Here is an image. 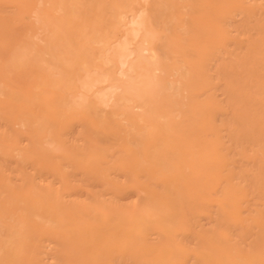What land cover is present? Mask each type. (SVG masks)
I'll use <instances>...</instances> for the list:
<instances>
[{
    "label": "rangeland",
    "instance_id": "374dc122",
    "mask_svg": "<svg viewBox=\"0 0 264 264\" xmlns=\"http://www.w3.org/2000/svg\"><path fill=\"white\" fill-rule=\"evenodd\" d=\"M164 1L0 0V264H264V0Z\"/></svg>",
    "mask_w": 264,
    "mask_h": 264
},
{
    "label": "bare ground",
    "instance_id": "6f19581e",
    "mask_svg": "<svg viewBox=\"0 0 264 264\" xmlns=\"http://www.w3.org/2000/svg\"><path fill=\"white\" fill-rule=\"evenodd\" d=\"M116 3V1L114 2V4ZM164 3L166 4L167 3V5H168V1H164ZM169 4H172V3H169ZM125 5H126V2H125ZM163 11V10H162ZM161 14V13H160ZM68 15V14H67ZM154 15V14H153ZM158 19V18H157ZM56 20H57V18H56ZM219 20V19H218ZM49 21V20H48ZM143 21V20H142ZM50 22V21H49ZM141 23H143V22H141ZM140 24V23H139ZM70 25V24H69ZM72 25V24H71ZM65 26V25H64ZM75 26V25H74ZM63 27V26H62ZM71 27V26H70ZM106 28V27H105ZM139 29V26L137 27H135V29L134 30H132L133 31V34L135 33L136 34V32L138 31V30H136V29ZM61 29V28H60ZM76 29H77V27H76ZM96 29V28H95ZM99 29V28H98ZM97 29V30H98ZM142 29V27H140V30ZM62 31L64 30L65 32H67V33H70V28L69 27H66L65 26V28L63 27V29H61ZM79 30V29H78ZM136 30V31H135ZM96 31V30H95ZM56 34V33H55ZM54 34V35H55ZM146 34V33H145ZM60 38L61 37H59V36H55L52 40H51V38H50V41H49V43H48V47L50 48V52L52 53V58H53V60H54V62L52 61V59H51V61L53 62V63H55V62H57L58 64H60V65H62L63 63H64V61H63V58L65 59V57L66 56H64L63 54H64V52H63V49L65 48H63V49H61V51L57 48V43H58V41L60 40ZM59 39V40H58ZM80 39V38H79ZM128 40V39H127ZM60 42V41H59ZM35 45V44H34ZM89 45V44H88ZM124 45H125V47H126V44L124 43ZM124 45H121L122 47H118V49L117 48H115V49H117L116 50V53L118 54L117 55V57H119V60H120V62L122 61L121 59H120V57H122V59H124L123 57H128L127 55L128 54H130L129 52H127V49H126V53H125V51H124ZM18 46H19V44H18ZM58 46H59V44H58ZM65 46V45H64ZM45 47V46H44ZM101 47V46H100ZM99 47V48H100ZM23 48V47H22ZM31 49H32V47H31ZM68 49H69V47H68ZM114 49V50H115ZM20 50V53H22L23 54V51H21L22 49L19 47V49L17 50V51H19ZM34 50V49H33ZM36 50H37V48H36ZM65 50V52L67 51V49H64ZM113 50V51H114ZM47 51H49V49L47 50ZM88 52H89V50H87L86 48H84V49H82V48H80V49H76V50H74L73 52H72V55L74 54V56L71 58V57H68L67 58V60H66V62L68 61L69 63H71V65H74L75 66V64L77 65V63L79 62V60L81 59L82 60V58L83 57H85V56H88ZM99 52V51H98ZM20 53H18V54H20ZM33 53H34V51H33ZM49 53V52H48ZM115 53V54H116ZM12 54H15L14 52L12 53ZM21 54V55H22ZM39 54V53H38ZM100 54V53H99ZM16 55V54H15ZM21 55H19L18 57H16L17 58V60H18V62H19V60H21V58L20 59H18L19 57H21ZM120 55V56H119ZM26 56V55H25ZM23 57L24 59L26 58V57ZM64 56V57H63ZM11 57V56H10ZM13 57H15L14 55H13ZM144 56H139V58L137 57H135V59L137 60L136 62H132V63H130V65H129V69L132 71V72H135V73H137V72H139L140 70H141V68L143 67V64H141V63H145V61L144 60H142V58H143ZM140 58H141V60H140ZM70 59H71V61H70ZM147 60H148V58H146ZM145 59V60H146ZM50 60V59H49ZM150 60V59H149ZM15 61V60H14ZM25 61V60H24ZM142 61V62H141ZM151 61V60H150ZM11 62V61H10ZM66 62H65V64H66ZM123 63H124V60L122 61ZM141 62V63H140ZM91 63V62H90ZM147 63V62H146ZM146 63H145V65H146ZM30 64V63H29ZM35 63H33V67L35 66L34 65ZM14 65V64H13ZM124 65V64H123ZM144 65V66H145ZM25 66V65H24ZM26 66H27V64H26ZM15 67H17L16 65H15ZM28 68V67H27ZM44 68V67H43ZM68 68H69V65H67V69L64 67L63 69V72L64 73H67L66 75H68L69 74V70H68ZM95 68V67H94ZM145 68V67H144ZM146 68L148 69V67L146 66ZM128 69V68H127ZM143 69V68H142ZM146 69V70H147ZM186 70H188V69H186ZM227 70V69H226ZM50 71V70H49ZM61 71V70H60ZM92 71H95V70H92ZM190 71V70H189ZM189 71H188V74H189ZM192 71V70H191ZM195 71V70H194ZM230 71V70H229ZM128 72V71H127ZM143 72V71H142ZM147 72V71H146ZM186 72V71H185ZM184 72V73H185ZM144 73V72H143ZM192 73V72H191ZM190 73V74H191ZM194 73V72H193ZM74 74V73H73ZM96 74H97V72H96ZM101 74V73H100ZM129 74H132L131 72H129ZM129 74H127V75H129ZM148 74V73H147ZM75 75V74H74ZM135 75V74H134ZM145 74H143V76H144ZM194 75V74H193ZM69 77H70V75H69ZM110 77V76H109ZM137 77V76H136ZM135 77V78H136ZM184 77H186L187 78V72L185 73V75H184ZM68 78V77H67ZM66 78V79H67ZM194 78H195V76H194ZM130 79V78H129ZM91 80H92V78H91ZM140 80H141V78H140ZM187 80H188V78H187ZM139 81V80H138ZM142 81V80H141ZM185 81V80H184ZM40 82V81H39ZM134 82V81H133ZM188 82V81H187ZM46 83V82H45ZM54 83H55V81H54ZM149 83V82H148ZM147 81L146 80H143V83L142 82H140L139 81V86L141 85V84H143V86H147ZM40 84H41V82H40ZM130 84H132V82H129V87H127V85H126V97H131L132 95H133V92H132V90H134L135 88V86H133V84L132 85H130ZM45 85V84H44ZM125 85V84H124ZM148 87V86H147ZM71 88V87H70ZM140 88H141V86H140ZM192 88V87H191ZM45 89V88H44ZM142 89V88H141ZM183 89V88H182ZM136 91V90H135ZM138 91H139V88H138ZM142 91H144V92H142ZM58 92V91H57ZM159 92L160 91H158L157 89H155V88H147V89H145V90H141V96H143V97H146L148 100H150L151 102L152 101H156V102H158V100H157V97L159 96ZM59 93V92H58ZM194 93V92H193ZM55 94H56V92H55ZM160 96H162L161 94H160ZM168 96V95H167ZM18 97H19V95H18ZM122 97H124V96H122ZM121 97V98H122ZM21 98V97H20ZM84 98V97H83ZM101 98V97H100ZM102 98H104L103 96H102ZM102 98H101V101H102ZM125 98V97H124ZM134 98H135V96H134ZM164 98V97H163ZM168 97H165V99H164V101L167 99ZM174 98V97H173ZM173 98H171V102H173ZM159 99V98H158ZM162 99V98H161ZM160 99V100H161ZM19 100V99H18ZM144 100H146V99H144ZM159 100V101H160ZM179 100V99H178ZM188 100V99H187ZM20 101V100H19ZM18 101V102H19ZM89 101V100H88ZM170 101V100H169ZM179 101H181V100H179ZM190 101V100H189ZM90 102H91V100H90ZM177 103V102H176ZM37 104V103H36ZM94 104V103H93ZM195 104V103H194ZM42 105V104H41ZM68 105V104H67ZM161 105H163V103L161 104ZM160 105V106H161ZM78 106V105H77ZM86 106V105H85ZM170 106V105H169ZM42 108V107H41ZM70 108H71V106H70ZM84 108V107H83ZM82 107H81V109H83ZM87 108H88V106H87ZM86 108V109H87ZM164 108V107H163ZM53 109L54 108H52V111H53ZM86 109H84V110H86ZM48 113V112H47ZM50 114H52V112L50 113ZM34 115V114H33ZM32 116V115H31ZM52 116V115H51ZM243 116V115H242ZM250 116V115H249ZM33 117L34 116H32V119H33ZM39 117V116H38ZM48 117V116H47ZM55 117V116H54ZM58 117V116H57ZM244 117V116H243ZM237 119V118H236ZM235 119V120H236ZM101 120V119H100ZM166 121H167V119H166ZM152 122V121H151ZM153 123H155L154 121H153ZM188 123H189V121H188ZM42 124V123H41ZM137 124L138 125H136L137 127H139L140 125H139V123L137 122ZM50 125V124H49ZM157 124H154V126H156ZM43 126V125H42ZM42 126H41V128H42ZM199 126V125H198ZM45 127V126H44ZM173 125H172V123L171 122H169V120H168V122L167 123H165V121L163 122V125H160L159 126V128L158 129H156L155 131H151V133L150 134H148L149 136H150V138H149V136H147L148 137V140L150 139L151 141L153 140H158L159 138L160 139H162L163 140V142H164V145L163 144H161V145H163V146H165V145H167L168 146V148H170V145H172L171 146V148H173L174 147V143L176 142L177 143V145H178V140H177V138H175V136L173 135V136H171V135H169V136H164V132H163V130L164 131H168V130H173ZM154 128V127H153ZM204 128V127H203ZM240 129V128H239ZM43 130V129H42ZM141 131H142V129H140ZM247 130V129H246ZM250 130V129H249ZM55 131V130H54ZM53 131V133H54V135L53 136H55L56 134H55V132ZM201 131H203V130H201ZM244 131H245V128H244ZM256 131V130H255ZM140 132V131H139ZM162 132H163V136H161L162 135ZM173 134V133H172ZM146 136H144L143 137V135H142V137L140 136L139 138H141L142 140H144L143 138H145V140H147L146 138H147ZM139 143H140V141H139ZM162 143V142H161ZM175 143V144H176ZM185 143H186V140H185ZM187 143H188V140H187ZM193 143H194V141H193ZM141 144V143H140ZM182 144H184V142L183 143H181V145ZM202 146V145H201ZM178 147H180V148H178ZM178 147H176V151H175V149L173 148V153H174V151L175 152H179V154H180V152L181 151H184V150H182L183 148H181V146H178ZM199 147V150H200V152H201V154L202 155H211L210 157H204L205 158V161L206 162H208L209 161V163L210 162H212V159H213V157H212V154H211V152H210V148H209V146H208V148L209 149H206V148H204V146H202V148H204L203 149V151H201V149H200V146H198ZM163 148H165V147H163ZM167 148V149H168ZM170 148V149H171ZM185 148V147H184ZM191 148H193L192 146H191ZM190 148V149H191ZM166 149V148H165ZM164 149V150H165ZM178 149H179V151H178ZM198 149H196V155L198 156V153H197V151H199ZM204 150H207V152L206 151H204ZM208 150H209V152H208ZM158 151V150H157ZM162 148H161V150H160V152H155V158H156V160H157V162H156V164L158 163V160L160 159H162V160H164L165 158H167L168 157V154L166 153V151H162ZM175 154V153H174ZM216 154V153H215ZM143 155V154H142ZM183 155H185V153H183L182 154V156ZM214 155V154H213ZM41 157V156H40ZM151 157H152V155H151ZM165 157V158H164ZM175 157V156H174ZM192 158V157H191ZM216 158H214V160H215ZM152 161H153V159H151ZM172 160H173V158H172ZM170 161L171 163H173V161ZM214 160H213V162H214ZM149 161V160H148ZM145 162V161H144ZM184 162V161H183ZM169 163V162H168ZM192 163V162H191ZM216 163V162H215ZM214 163V164H215ZM188 164V163H187ZM187 164H185L187 167H188V165L190 166V161H189V164L187 165ZM200 164H201V162L198 164L199 166H200ZM182 165V164H181ZM219 165V164H218ZM153 166H155V164H153ZM160 166V165H159ZM163 166V165H162ZM176 166V165H175ZM217 166V165H216ZM170 168V167H169ZM166 169V168H165ZM204 169V168H203ZM150 170V169H149ZM172 170H173V168H172ZM158 171V170H157ZM159 171H161V170H159ZM177 168H175V172H176V174L178 175V173H177ZM190 171V170H189ZM203 171V170H202ZM190 173V172H189ZM199 174L201 173L200 171L198 172ZM194 175V177L196 176V172L193 174ZM192 176V175H191ZM187 177H189V175H188V173H187ZM188 180V179H187ZM177 181V180H176ZM181 182V181H180ZM181 184V183H180ZM202 185H204L203 183H202ZM171 186V185H170ZM176 186V185H175ZM177 187V186H176ZM181 187V186H180ZM200 187V186H199ZM165 188H167L166 186H165ZM201 188V187H200ZM193 189H194V187H193ZM186 190V189H185ZM189 191V190H188ZM188 193V192H187ZM165 195V194H164ZM169 195H170V192H169ZM163 196V195H162ZM168 196V195H167ZM167 196L165 197V198H167ZM172 196H173V194H172ZM36 197V196H35ZM182 197V199H183V197L184 196H181ZM29 198V197H28ZM23 199V198H22ZM21 199V200H22ZM158 199H159V197H158ZM168 199H170L169 197H168ZM172 199V201L173 202H171V204L173 203L174 204V206H175V200H177V202L178 201H180L179 199H174V197L173 198H171ZM170 199V200H171ZM174 199V200H173ZM30 200V199H29ZM33 200H35V198L33 199ZM37 200V199H36ZM183 202H184V199L182 200ZM191 201V200H190ZM28 202V201H27ZM177 202H176V204H177ZM197 203V202H196ZM161 204V203H160ZM185 204H188V202H186ZM32 205H34V204H32ZM158 205H159V202H158ZM162 205V204H161ZM31 206V204L29 205V207ZM173 206V207H174ZM183 206V205H182ZM32 207V206H31ZM36 207V206H35ZM35 207L33 208V210L35 209ZM163 207V206H162ZM162 207H160V209H162ZM154 208H155V206H154ZM165 208H166V206H165ZM177 208V207H176ZM181 208V207H180ZM40 209V208H39ZM39 209H37V210H39ZM168 209V208H167ZM166 209V210H167ZM28 210V209H27ZM41 210V209H40ZM165 210V209H164ZM164 210H160V211H163V213L164 214H160V215H162L161 216V218H159V219H166V214H167V211L165 210V212H164ZM159 211V210H158ZM112 213V212H111ZM53 214V213H52ZM67 214V213H66ZM170 216L171 215H173V214H171L170 212L168 213ZM156 215V214H155ZM169 215H168V219H169ZM178 215V214H177ZM64 216V215H63ZM153 216V215H152ZM165 216V217H164ZM179 216V215H178ZM172 217V216H171ZM57 217H55V219H56ZM65 218V217H64ZM176 218V217H175ZM128 219V218H127ZM126 219V220H127ZM113 220V219H112ZM163 220H161V221H163ZM25 221V220H24ZM153 221V220H152ZM165 221V220H164ZM63 222V221H62ZM176 222V221H175ZM174 222V223H175ZM126 223V222H125ZM125 223H123V225H125ZM154 223V222H153ZM126 224H129L130 225V223H126ZM172 224V223H171ZM20 225V224H19ZM25 226H26V223L24 224ZM61 225V224H60ZM16 227V226H15ZM74 227H75V225H74ZM76 227H78V226H76ZM19 228V227H18ZM26 228H27V226H26ZM21 229V228H20ZM79 230H80V228H79ZM89 230V229H88ZM94 230V229H93ZM83 231H85V230H83ZM164 231V230H163ZM89 232H90V230H89ZM89 232H88V234H89ZM6 235V234H5ZM23 235V234H22ZM18 236H19V234H18ZM90 237V236H89ZM134 239V238H133ZM140 241V240H139ZM24 242V241H23ZM96 242V241H95ZM67 243V242H66ZM69 243V242H68ZM130 243V242H129ZM15 244H16V242H15ZM22 244V243H21ZM13 245V244H12ZM19 245V244H18ZM17 245V246H18ZM122 245V244H121ZM130 245V244H129ZM5 246H6V244H5ZM73 246H75V245H73ZM92 246V245H91ZM121 247V246H120ZM134 247V246H133ZM133 247L131 246V249H133ZM9 248V247H8ZM93 248H94V245H93ZM76 249V248H75ZM90 250V249H89ZM11 249H7L6 250V252L8 253V254H11ZM78 251V250H77ZM130 251V250H129ZM218 251V250H217ZM68 252V251H67ZM76 252V251H75ZM114 252H115V250H114ZM6 253V254H7ZM16 253V252H15ZM70 255V254H69ZM204 255H206V254H204ZM219 255V254H218ZM6 256V255H5ZM123 256H125V255H123ZM140 256V255H139ZM198 256V255H197ZM7 257V256H6ZM83 258V257H82ZM140 258V257H139ZM138 258V259H139ZM210 261L211 260H213V259H210L209 257H207ZM20 259V258H19ZM80 259V258H79ZM67 260V259H66ZM206 261V259H204V262ZM69 262H72V261H69ZM4 263H7L6 262V259H5V262ZM11 263V262H10ZM228 263V262H227ZM12 264V263H11Z\"/></svg>",
    "mask_w": 264,
    "mask_h": 264
}]
</instances>
